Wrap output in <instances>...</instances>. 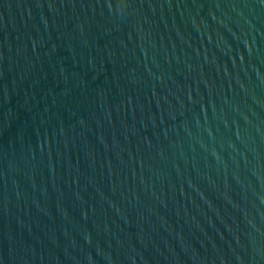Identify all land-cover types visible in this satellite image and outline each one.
I'll return each mask as SVG.
<instances>
[{
	"label": "water",
	"instance_id": "95a60500",
	"mask_svg": "<svg viewBox=\"0 0 264 264\" xmlns=\"http://www.w3.org/2000/svg\"><path fill=\"white\" fill-rule=\"evenodd\" d=\"M0 264H264V0H0Z\"/></svg>",
	"mask_w": 264,
	"mask_h": 264
}]
</instances>
